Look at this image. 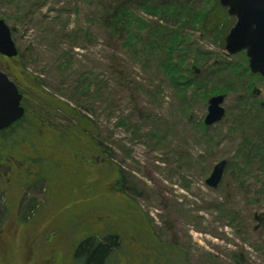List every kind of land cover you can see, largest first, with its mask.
<instances>
[{"label":"rangeland","instance_id":"rangeland-1","mask_svg":"<svg viewBox=\"0 0 264 264\" xmlns=\"http://www.w3.org/2000/svg\"><path fill=\"white\" fill-rule=\"evenodd\" d=\"M217 2L218 25L189 20ZM119 4L136 17L128 35L104 23ZM0 18L17 50L0 70L26 108L0 150V264H85L76 246L107 236L116 246L102 264H264V164L245 145L264 141V79L249 71L261 78L250 88L242 79L228 94L182 98L161 68L160 44L174 32L184 45L172 60L194 81L209 77V91L223 86L211 66L241 65L244 51L224 50L236 20L219 0H0ZM217 95L224 117L206 127Z\"/></svg>","mask_w":264,"mask_h":264},{"label":"trees","instance_id":"trees-1","mask_svg":"<svg viewBox=\"0 0 264 264\" xmlns=\"http://www.w3.org/2000/svg\"><path fill=\"white\" fill-rule=\"evenodd\" d=\"M145 12L152 16H158L160 14L165 15L166 17L170 18L171 20H176L179 25L183 24V20L179 18V14L174 9H163L159 8L157 6H146L144 7ZM195 17V18H194ZM192 17V19H189L190 21H199L201 18V23L203 27H209L212 28L213 26L218 25L220 21H224L226 16L222 13V10L218 6V2L216 3L215 7L213 9L207 11L206 13L203 11H200L196 13ZM129 18L134 21L135 16L129 12V10L122 4H119L110 14L109 17H106L104 23L108 25V27L111 28L112 31H114L117 34H124L128 35L130 32V21L128 22ZM185 21V19H184ZM139 23V20H138ZM145 25V23H141ZM157 27L153 29V33L158 36V38H161L164 36V31L161 32L159 29L158 24L156 23ZM147 26V25H146ZM184 45V40H180L178 38V34L174 32L172 35H170L166 40L161 42V54L162 57H164V60L162 62V72L164 75L168 78L172 88L178 93L179 95H182V98L186 96V93L189 89H193L194 92L196 90L202 91V98L208 97L210 93L215 92H221V93H230L234 92L235 89H237L240 86V82L242 79H247V87L250 88L251 84L254 82L255 79H261L259 77H251L249 76V69L247 65V61L245 57L242 55L241 58V65L238 64V60L235 62H227L225 61L222 63V61L216 62L214 66L216 68L212 69V66L209 68L210 74H213L218 79L223 82V86L221 85H211V91L208 90L209 81L207 77H204V75L201 77L200 81H194L192 79V69L189 68V70H181L180 69V63L175 62L172 60V55L178 54L180 51L178 49L179 46ZM209 55L205 53H201L197 56V64L199 61H206L207 57ZM180 58V57H179ZM180 59H183L181 57ZM212 69V70H211ZM209 74V76H210ZM254 105L260 106L259 103L255 102ZM31 122V121H30ZM18 124V123H17ZM16 124V125H17ZM31 124V123H30ZM12 129V128H10ZM6 136V134H5ZM246 146H252V156L254 158H260V160L264 164V141H254V140H246L245 142ZM251 156V155H250ZM251 156V157H252ZM98 243H93L91 239H87L85 241L80 242L78 246H76V258H80L84 261L85 264H102L105 262L106 258L110 255V249L114 246H116V240L112 238L111 236H107L103 238V241H97ZM98 257V259H96Z\"/></svg>","mask_w":264,"mask_h":264},{"label":"water","instance_id":"water-1","mask_svg":"<svg viewBox=\"0 0 264 264\" xmlns=\"http://www.w3.org/2000/svg\"><path fill=\"white\" fill-rule=\"evenodd\" d=\"M219 4L236 20L225 38L226 54L233 56L244 51L250 74L264 79V0H219ZM0 55L7 58L17 56L11 30L1 18ZM21 99L15 84L0 72V130L9 128L23 117ZM223 101L224 95L209 98L204 126L209 127L222 120L225 114L221 106ZM225 166V161L215 164L205 181L209 188L215 189L219 185Z\"/></svg>","mask_w":264,"mask_h":264},{"label":"flooded vegetation","instance_id":"flooded-vegetation-1","mask_svg":"<svg viewBox=\"0 0 264 264\" xmlns=\"http://www.w3.org/2000/svg\"><path fill=\"white\" fill-rule=\"evenodd\" d=\"M0 58L2 60H6V61L8 60L7 57H4V56H1ZM0 72L4 73L9 78V75H8L6 69L3 68V69L0 70ZM9 80H10V78H9ZM21 96H22V99H21V102H20V106L24 109V115L19 121H17L13 125H11L9 128L4 129V130H0V150H2L3 147H5L6 144H9V141H10V140L8 141V138H6L7 136H5V134H7V132L9 131L10 128H13L17 123H19L26 116V108H25L24 103H23L24 102V96L23 95H21ZM29 121L32 122L33 120H29ZM45 159L48 160L51 163V161L48 158H45ZM51 166H54V165L51 163ZM60 171H61L60 169L55 171L53 173V175L57 174Z\"/></svg>","mask_w":264,"mask_h":264},{"label":"bare ground","instance_id":"bare-ground-1","mask_svg":"<svg viewBox=\"0 0 264 264\" xmlns=\"http://www.w3.org/2000/svg\"><path fill=\"white\" fill-rule=\"evenodd\" d=\"M150 180L152 182V185L154 186V188L158 189V190H163L164 186H162L161 182L159 179H157L156 177H150Z\"/></svg>","mask_w":264,"mask_h":264}]
</instances>
